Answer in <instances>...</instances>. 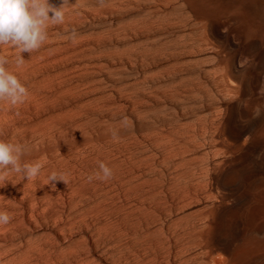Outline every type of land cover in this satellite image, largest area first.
<instances>
[{"label":"bare ground","instance_id":"6f19581e","mask_svg":"<svg viewBox=\"0 0 264 264\" xmlns=\"http://www.w3.org/2000/svg\"><path fill=\"white\" fill-rule=\"evenodd\" d=\"M145 2L146 14L169 17L145 34L170 47L147 61L153 88H141L139 109H174L139 112L140 129L125 137L124 264H264V0Z\"/></svg>","mask_w":264,"mask_h":264},{"label":"rangeland","instance_id":"374dc122","mask_svg":"<svg viewBox=\"0 0 264 264\" xmlns=\"http://www.w3.org/2000/svg\"><path fill=\"white\" fill-rule=\"evenodd\" d=\"M142 1L137 4L136 0H106L105 6L100 7L97 0H68L64 23L49 25V39L39 50L20 54L9 45L0 46V54L9 60L6 67L29 91L22 105L13 107L0 102V140L24 146L21 163L37 160L43 165L41 174L34 180L13 173L5 183H0V210L12 216L9 224L0 226V264L125 263L122 182L125 178V137L127 134L131 137L140 129L137 117L143 111L151 120L155 115H169L174 109L172 104L139 109L141 90L150 91L153 85L149 72L151 76L155 72L150 66L146 67L152 60L151 55L170 47L160 37H151L147 33L151 31V25L167 22L169 17L146 14L139 8L146 3V0ZM49 3L59 7L62 0H49ZM147 23L152 24L145 25ZM72 31L77 34L75 42L63 38ZM144 37L149 44L143 41ZM140 38L142 41L138 40ZM140 53L147 56H144L146 62ZM19 55L25 64L17 68L15 59ZM162 81L159 85L164 86L167 81ZM124 116L129 118L126 126L121 124ZM100 160L104 164L107 162L112 170L111 178L89 181L85 177H95L100 171ZM53 171L69 173L65 175L68 184L54 182L55 186L51 185L47 177ZM79 177L82 178L79 180Z\"/></svg>","mask_w":264,"mask_h":264},{"label":"clouds","instance_id":"9594fccd","mask_svg":"<svg viewBox=\"0 0 264 264\" xmlns=\"http://www.w3.org/2000/svg\"><path fill=\"white\" fill-rule=\"evenodd\" d=\"M98 6L104 7L106 0H97ZM68 0H62L61 6L56 7L49 0H0V46L9 45L19 53H32L41 48L49 39V25L63 24L65 20V8ZM51 14V15H50ZM64 39L76 41L75 31L70 32ZM246 62V61H245ZM8 58L0 54V102L13 107L25 103L29 96L28 88L22 84L13 72L9 71ZM17 68L25 64L22 55L15 59ZM244 66V63L241 64ZM259 95L264 97V85L259 89ZM261 106L254 109V115H260ZM19 113H17L18 115ZM129 118L124 116L122 125H127ZM116 135L114 133V139ZM25 153L23 145L0 140V183H5L8 177L15 173L24 179L34 180L43 168L40 162L21 163V157ZM99 172L93 178L108 180L112 176V170L103 162L99 163ZM49 183L63 182L67 185L65 174L53 171L47 177ZM12 216L7 211H0V226L10 223Z\"/></svg>","mask_w":264,"mask_h":264}]
</instances>
